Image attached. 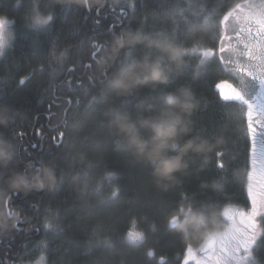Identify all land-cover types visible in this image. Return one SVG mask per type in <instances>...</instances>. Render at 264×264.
Masks as SVG:
<instances>
[{
    "label": "trees",
    "instance_id": "16d2710c",
    "mask_svg": "<svg viewBox=\"0 0 264 264\" xmlns=\"http://www.w3.org/2000/svg\"><path fill=\"white\" fill-rule=\"evenodd\" d=\"M240 1L104 0L103 7H86L55 0H0V15L8 17L10 32L0 56V110L13 114L12 122L0 127V135L18 147L12 166L50 163L58 179L54 191L11 194L10 206L19 212V219L13 228V221L0 215V223L9 224L0 231V264L38 259L44 264H184L189 245L166 227V217L178 201L193 196L223 210L228 204L247 205L251 141L246 116L239 106L219 100L215 85L226 76L215 57L197 68L198 54L188 55L169 84L155 89L142 86L127 100L112 102L131 107L165 89L190 85L200 101L193 127L223 137L225 169L213 157L203 170L193 166L167 190L158 189L149 167L115 147L102 119L105 105L100 100L90 103L109 74L97 69L110 52L114 34L126 28L162 30L175 32L189 49L210 47L213 33L208 27L226 30L218 5L229 12ZM173 6L185 11L173 20L160 15ZM33 9L53 19L34 26ZM193 23L207 30L193 36L188 31ZM215 43L218 47V38ZM89 166L95 176L84 181L82 174ZM107 172L115 173L111 181ZM77 173L80 181L73 184L69 177ZM95 180L104 189L99 194L92 190ZM212 180L222 188L207 187ZM111 188H118L115 198H110ZM46 223L54 227L46 229ZM131 230L143 233L145 239L128 241ZM106 236L112 237L111 244L102 243ZM253 254L257 264H264V216Z\"/></svg>",
    "mask_w": 264,
    "mask_h": 264
},
{
    "label": "clouds",
    "instance_id": "9594fccd",
    "mask_svg": "<svg viewBox=\"0 0 264 264\" xmlns=\"http://www.w3.org/2000/svg\"><path fill=\"white\" fill-rule=\"evenodd\" d=\"M55 2L86 7L93 4L103 7L104 4V0ZM259 7L264 10V3ZM183 11L171 7L160 15L173 20ZM40 18L47 20L50 17L40 14ZM36 19L37 13H33V23ZM7 22L8 17L0 15V26ZM206 30L205 26L196 23L188 27L193 36ZM188 49L177 42L170 32L126 28L112 36L110 52L100 61L97 69L100 73L106 70L109 73L101 86L100 101L105 105L103 123L112 134L115 147L135 162L149 167L153 184L161 190L176 184L178 177L188 174L193 166L197 171L203 170L214 154L223 150V137L208 136L203 129H194L192 117L200 101L191 91L190 85L165 89L131 107L112 101L127 100L142 86L155 89L169 84L183 68ZM3 51L4 45L0 43V56ZM12 119L11 112L0 110V127H7ZM17 156V145L0 135V171L6 170L0 176V215L6 221H13L10 225L13 228L19 219V212L10 206L11 194L54 191L58 184L52 164L42 162L34 167L32 162H28L24 168L14 167L13 161ZM80 178L79 173L69 177L73 184H77ZM206 186L213 190L222 188V184L216 180L209 181ZM5 207L9 209L7 213L3 212ZM7 227L8 223H0V231ZM166 227L179 234L187 245L198 249L210 239L218 238L227 225L220 206L185 196L169 212Z\"/></svg>",
    "mask_w": 264,
    "mask_h": 264
},
{
    "label": "snow or ice",
    "instance_id": "6c2138e0",
    "mask_svg": "<svg viewBox=\"0 0 264 264\" xmlns=\"http://www.w3.org/2000/svg\"><path fill=\"white\" fill-rule=\"evenodd\" d=\"M261 3H264V0H243L242 4H236L229 12H225L224 5L220 3L217 8L218 14L223 13L220 23L230 25L233 35H230L228 40L234 39L235 43L226 44L224 34L212 26L208 27V31L213 33L210 47L188 49V55L199 56L197 68L211 62L214 57L217 59V67L226 76L215 85L219 100L231 107L239 106L240 111L246 116L247 136L251 141V170L247 174V191L251 207L246 210L239 208L232 210V205H225L223 210V219L227 225L225 231L198 249H193L189 245L185 253V264L189 259L194 260L195 264H257L252 248L260 235L258 228L260 221L257 218L264 216V10L259 7ZM237 9L242 12L247 9L242 19L233 15ZM32 11L37 13L34 26L47 25L53 19L51 15H48L50 18L47 20L41 19L36 9ZM173 35L177 42H180L175 32ZM217 38L220 41L218 47L215 43ZM0 43L5 44L2 34ZM102 84L103 81L101 86ZM249 85L255 86V95L247 94ZM101 95L100 90L90 103L100 100ZM225 155L226 152L223 150L214 154L221 169L227 166L224 162ZM5 172L6 170L0 171V176ZM82 175L84 181H88L95 173L89 166ZM114 177V172L106 173L109 181ZM92 190L98 194L104 190L100 180H95ZM110 193V198H115L118 195V188H111ZM237 216L240 217L238 224L235 222ZM44 227L53 228L54 225L46 223ZM144 239V234L139 231L131 230L127 233V240L130 242ZM102 243L111 244L112 237L106 236Z\"/></svg>",
    "mask_w": 264,
    "mask_h": 264
},
{
    "label": "rangeland",
    "instance_id": "374dc122",
    "mask_svg": "<svg viewBox=\"0 0 264 264\" xmlns=\"http://www.w3.org/2000/svg\"><path fill=\"white\" fill-rule=\"evenodd\" d=\"M242 3H243V0H242L239 4H242ZM245 12H247V9H245L244 12L240 11L239 9H237V10L234 12L233 15H234L235 17H240V18L242 19V18H243V13H245ZM0 34H2L3 39H4V41H5V44H4V47H5L6 44H8V42H9V40H10V32H9V30H8L7 23H5L4 26H0ZM223 34H224V36H225V42H226V44H227V43H235V40H234V39L231 40V41L228 40V37H229L230 35H233V34L231 33L230 25L226 24V30L223 31ZM219 43H220V41H219ZM237 47H242V45H237ZM233 58H235V57H233ZM246 91H247V90H246ZM228 205H232V206H233L232 210H235L236 208H239V209L242 208V207H239V206H241V205H236V204H228ZM194 249H195V248H194ZM252 251H253V249H252ZM27 264H44V262H43V259H38V260H36V261H33V262H31V263H27ZM187 264H195V261L189 259V260H187Z\"/></svg>",
    "mask_w": 264,
    "mask_h": 264
},
{
    "label": "flooded vegetation",
    "instance_id": "af4514ba",
    "mask_svg": "<svg viewBox=\"0 0 264 264\" xmlns=\"http://www.w3.org/2000/svg\"><path fill=\"white\" fill-rule=\"evenodd\" d=\"M241 2V1H240ZM239 2V3H240ZM238 3V4H239ZM246 14V12L245 13H243V17H244V15ZM247 94L249 95V96H252V95H255V86H253V85H249L248 86V88H247ZM239 207H242L241 208V210H246L247 208H250L251 207V201L248 199V202H247V205H242V206H239ZM259 221H260V223H261V217H258L257 218ZM239 220H240V217L239 216H237L236 218H235V222L238 224L239 223ZM260 223L258 224V228H260ZM259 238V237H258ZM258 238H257V240H258ZM257 240H256V242H257ZM256 242H255V244L253 245V248H254V246L256 245ZM252 248V249H253ZM185 264V263H184Z\"/></svg>",
    "mask_w": 264,
    "mask_h": 264
}]
</instances>
